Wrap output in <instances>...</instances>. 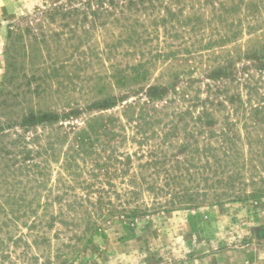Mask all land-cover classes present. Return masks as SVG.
Instances as JSON below:
<instances>
[{"label": "rangeland", "instance_id": "374dc122", "mask_svg": "<svg viewBox=\"0 0 264 264\" xmlns=\"http://www.w3.org/2000/svg\"><path fill=\"white\" fill-rule=\"evenodd\" d=\"M8 61L0 264H264V0H0ZM196 150L233 186L170 205Z\"/></svg>", "mask_w": 264, "mask_h": 264}, {"label": "trees", "instance_id": "16d2710c", "mask_svg": "<svg viewBox=\"0 0 264 264\" xmlns=\"http://www.w3.org/2000/svg\"><path fill=\"white\" fill-rule=\"evenodd\" d=\"M12 68V63L10 61L7 62L5 73H4V79H3V87L0 90V106L5 105L6 106V94H11L10 92H7V89H3L5 84L8 83L12 76H10V69ZM20 126L27 128L28 126H33L42 122H45V120L52 121V115L48 113L38 112L36 113L34 110H29L27 112H23L20 116ZM56 117V116H55ZM11 128V123L8 120H5V122H0V136L4 135L8 129ZM197 155L203 154L206 157V162L203 164L195 165V164H188L186 161H182L179 163V161H174L173 165H171V170L167 167V159L163 157L162 160L156 161L151 160L149 162L151 166H156L154 169L153 175H155L157 178L160 179V174H163L165 179L163 182L162 187L159 186H152L151 189L155 191L156 194H163L168 195V197L171 199L169 204L175 205L176 201L189 199L190 201H195V199H208L210 194L212 193V197L214 199V203H219V199L221 197L226 196L227 192L225 194L223 193H217V190L222 187L232 188L233 176L232 175H226L224 178H219V174H225V172L230 168L229 162H224L222 160H219L215 156H213V153L211 154V158L213 159V163L215 166L210 164V161L208 160V153L207 151H197ZM227 154V153H226ZM154 157V156H152ZM186 163V164H185ZM185 164V165H182ZM184 166V167H182ZM189 166H192L194 168V174L193 171L189 168ZM220 170V171H219ZM185 171V172H184ZM176 172V173H175ZM208 173H211L208 175ZM189 178V182L194 186L193 190L189 192L188 187L181 188V190H178L177 188L172 187L173 185H180L178 184L180 180H182L184 177ZM204 184V190L201 189V187ZM108 186L112 187V184L108 183ZM100 193L108 194L107 191L101 190ZM103 198L100 196L98 200V207L101 209L103 206L107 209V211H110L114 213L115 206L112 204L111 201H107L106 203L103 202ZM192 204V202H191ZM91 206L96 205L90 204ZM133 215L134 214H130Z\"/></svg>", "mask_w": 264, "mask_h": 264}]
</instances>
